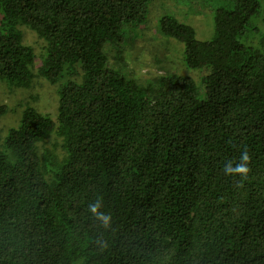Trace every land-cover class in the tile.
<instances>
[{
  "label": "trees",
  "instance_id": "16d2710c",
  "mask_svg": "<svg viewBox=\"0 0 264 264\" xmlns=\"http://www.w3.org/2000/svg\"><path fill=\"white\" fill-rule=\"evenodd\" d=\"M151 1L0 0V80L57 93L55 117L28 107L3 138L0 264H264L260 0H220L209 41L161 17L159 32L205 70L200 84L125 71L120 45ZM21 25L43 41L34 69ZM245 149L249 176L226 175ZM97 197L109 230L87 211Z\"/></svg>",
  "mask_w": 264,
  "mask_h": 264
},
{
  "label": "rangeland",
  "instance_id": "374dc122",
  "mask_svg": "<svg viewBox=\"0 0 264 264\" xmlns=\"http://www.w3.org/2000/svg\"><path fill=\"white\" fill-rule=\"evenodd\" d=\"M220 0H152L149 6L146 24L139 27L137 36L129 44L121 43L124 50L127 66L125 71L134 78L152 81L157 75L168 72H178L200 81L204 75L203 68H191L184 58V41L162 35L158 30V23L162 16L168 14L179 18L184 23L194 27L196 37L203 41H209L214 35V11L220 4ZM259 18H255L254 24H260V18L264 16V0H260ZM252 20V24H253ZM253 24V26H254ZM25 42L34 48L37 67L41 62L43 41L37 33L27 25L20 26ZM131 37L136 32L131 31ZM128 37V36H127ZM131 39V38H130ZM112 55H116L112 49ZM112 62L115 61L111 60ZM37 87H19L0 80V103L7 105L8 111L0 117V148L4 136L10 128L20 125L24 111L28 107H34L39 111L55 117L57 114L56 88L49 82L36 84Z\"/></svg>",
  "mask_w": 264,
  "mask_h": 264
},
{
  "label": "clouds",
  "instance_id": "9594fccd",
  "mask_svg": "<svg viewBox=\"0 0 264 264\" xmlns=\"http://www.w3.org/2000/svg\"><path fill=\"white\" fill-rule=\"evenodd\" d=\"M251 161L252 157L247 149L241 152L239 160L235 163H225L223 172L229 176H239L241 180L246 179L251 173ZM104 203L102 197H97L95 200L89 202L87 211L98 225L105 230H109L112 227V215L109 212L103 210ZM97 243L102 247H107V243L103 240H97Z\"/></svg>",
  "mask_w": 264,
  "mask_h": 264
}]
</instances>
